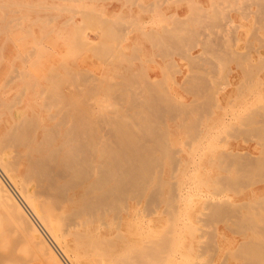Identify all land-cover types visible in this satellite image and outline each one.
<instances>
[{
	"label": "bare ground",
	"instance_id": "obj_1",
	"mask_svg": "<svg viewBox=\"0 0 264 264\" xmlns=\"http://www.w3.org/2000/svg\"><path fill=\"white\" fill-rule=\"evenodd\" d=\"M115 1L0 0V264H264V0Z\"/></svg>",
	"mask_w": 264,
	"mask_h": 264
},
{
	"label": "rangeland",
	"instance_id": "obj_2",
	"mask_svg": "<svg viewBox=\"0 0 264 264\" xmlns=\"http://www.w3.org/2000/svg\"><path fill=\"white\" fill-rule=\"evenodd\" d=\"M137 2H140V0H136ZM149 1H151V0H148V1H146V3H150ZM165 1H168V2H170L169 4H165V5H162L161 7H159L158 9H159V11H160V14L162 13V14H166L167 15V13L171 16L172 14H174V13H176V12H178V13H182V11L184 10L185 11V7L182 5V4H178L177 2H176V0H175V2H174V0H165ZM106 2V3H105ZM173 2V3H172ZM108 4H111V5H113V7L115 6V3H114V0H107V1H105V0H103V2H101V6H103L101 9L102 10H100V12L101 13H103V12H105V8H106V6L108 5ZM224 6H227V5H224ZM117 7V6H116ZM127 8V9H126ZM228 8L230 9V7L229 6H227V8H225V10H228ZM104 10V11H103ZM168 10V11H167ZM120 13H122V14H132L133 16H135V15H137V16H139L142 20H143V22H149V24L148 25H150L151 26V23L153 22V21H160L162 18L161 17H154V15H152L151 13H143V12H137V11H139V10H137L136 8H135V6H131V7H125L124 5L120 8ZM119 11H117V12H119ZM167 11V12H166ZM174 11V12H173ZM230 10H228L227 12H229ZM116 12V11H115ZM128 12H130V13H128ZM230 13V18H231V20L233 21L232 23H230L229 25H228V27H227V25H226V27H227V29H230V28H232L233 30H235V27L234 26H236V30L238 31L237 32V40L233 43L234 44V47H238V46H240V49H243V50H245V51H247L246 49L247 48H245V40H246V38H247V41L249 42V41H251V45H249V43H248V46H251L252 47V49L251 50H249L250 48H248V52L250 53H253V51H254V47L256 46V45H258L257 43V41L256 40H254L253 41V39H250V35L248 36V31L250 30V27H252V23H253V21H254V19H253V17L252 16H250V17H247V18H245V20L244 19H242V16H240L238 13H236V12H229ZM144 15V16H143ZM235 15V16H234ZM146 17V18H145ZM151 17H152V19H151ZM161 18V19H160ZM249 18V19H248ZM148 19H150V20H148ZM237 20V21H236ZM249 20V21H248ZM245 21V22H244ZM238 22V23H237ZM77 24H78V26L80 27V26H82L81 27V30L82 31H85V33L86 34H90V32H91V30H94V28H92L91 26H90V29H87L86 28V26H84L85 28H83V25L80 23V22H77ZM234 25V26H233ZM244 25V26H243ZM89 26V25H88ZM230 26V27H229ZM232 26V27H231ZM250 26V27H249ZM92 28V29H91ZM249 29V30H248ZM89 30H90V32H89ZM231 30V29H230ZM235 30V31H236ZM243 34V35H242ZM40 35V34H39ZM38 35V36H39ZM240 35V36H239ZM242 35V36H241ZM258 35L260 36V38L261 37H263V33H261V32H259L258 33ZM32 38L30 39V41H29V43H28V46L29 47H33V46H35V42H36V36H34V35H32L31 36ZM242 37V38H241ZM30 38V37H29ZM241 38V39H240ZM79 39H80V37H79ZM1 41V40H0ZM15 43L17 42V41H14ZM44 43H45V45H46V47L49 49V51L51 52V54H46V55H44V56H42L41 58H40V62H46L45 63V65H47V63L48 62H56V61H58L59 59L58 58H56V54L57 53H61L62 54V58H65V57H69L70 56V54H69V50H68V48H66V47H64V45H60L59 43H57V46H56V42L52 39V38H50V39H48V40H45L44 41ZM253 43V44H252ZM59 44V45H58ZM236 45V46H235ZM238 45V46H237ZM243 45V46H242ZM246 45H247V43H246ZM254 46V47H253ZM245 48V49H244ZM255 49H256V47H255ZM62 51V52H61ZM83 50H79L78 49V57H76V61L77 62H79L78 63V67H76V68H79V69H87V70H89V71H91L92 69V73H93V75H95L96 77H104V75H105V77H107V76H109L110 75V73L113 71V67L112 66H104V67H102V65H101V63H100V61L97 59V58H95V56L93 57V55H91L90 53H88L87 51H83ZM261 51H263V49H261ZM55 52H57L56 54H55ZM53 53V54H52ZM250 53V54H251ZM8 56H7V59L9 60V58L11 57V55H12V58H13V56H15V54H13V51L12 50H10L8 53H6ZM75 56H77V55H75ZM87 57V58H86ZM92 58V59H91ZM7 60V61H8ZM95 60V61H94ZM6 62H5V60H1V58H0V69H3V70H5V67H6V64H5ZM14 63H16V62H14ZM88 63V64H87ZM17 64V63H16ZM44 65H41V67L40 68H44L43 67ZM99 67V68H98ZM108 67L110 68V69H108ZM180 67H182V66H180ZM228 67H230V69L232 70V69H234L235 68V66L234 65H229ZM105 69V70H104ZM218 69L219 70H222L221 69V67H218ZM112 70V71H111ZM103 73H102V72ZM105 71H107V75L105 74L106 72ZM221 72V71H220ZM220 72H218V73H220ZM260 73H261V75H263L264 74V69L263 70H261L260 71ZM221 75V74H220ZM229 75H227L226 77H228ZM5 77V76H4ZM229 78H232L231 76H229ZM1 83V82H0ZM1 87V86H0ZM5 90L6 89H4V93H5ZM7 93V92H6ZM15 94V90L13 91V90H11L9 93H7V94H5L6 96H8V97H10V96H12V95H14ZM104 101V99L102 100V102ZM240 109H236V111H239ZM228 113H230V114H227L228 116H226L227 117V120H228V122H230L232 119V116H233V114H235L234 112L232 113L231 111H228ZM240 113V112H239ZM238 114V113H237ZM4 114H2V115H0V119L1 118H5V115L3 116ZM230 116V117H229ZM235 116V115H234ZM229 117V118H228ZM241 138V139H240ZM226 141H225V140ZM243 141V142H242ZM223 142V143H222ZM227 142V143H226ZM241 143V144H240ZM248 144L249 143V145L250 144H252V142L251 141H244V139L242 138V137H237V138H230V137H227L226 135L225 136H223V140L221 141V148L222 149H225V148H228L229 146L231 147V148H233L234 146H237V145H239V146H245V144ZM191 145V144H190ZM250 146H252V145H250ZM197 198V197H196ZM196 198L195 197H191V202H193L194 200H196ZM196 208V207H195ZM215 225V224H214ZM229 238V237H228Z\"/></svg>",
	"mask_w": 264,
	"mask_h": 264
},
{
	"label": "crops",
	"instance_id": "obj_3",
	"mask_svg": "<svg viewBox=\"0 0 264 264\" xmlns=\"http://www.w3.org/2000/svg\"><path fill=\"white\" fill-rule=\"evenodd\" d=\"M115 1V0H114ZM114 3H116L115 4V6L113 7V5L111 6V4H108L107 6H106V10H108L109 12H112V13H119V12H115V11H119L120 10V7L122 6V4H121V2L120 1H115ZM119 4V5H118ZM119 6V8H118V6ZM117 6V7H116ZM114 8V9H113ZM2 71L4 72V70L2 69Z\"/></svg>",
	"mask_w": 264,
	"mask_h": 264
}]
</instances>
